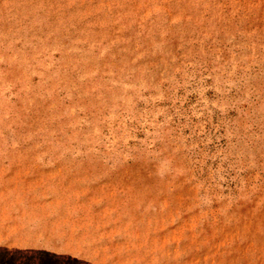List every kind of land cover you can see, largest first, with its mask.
<instances>
[{"label":"rangeland","instance_id":"1","mask_svg":"<svg viewBox=\"0 0 264 264\" xmlns=\"http://www.w3.org/2000/svg\"><path fill=\"white\" fill-rule=\"evenodd\" d=\"M0 264H264V0H0Z\"/></svg>","mask_w":264,"mask_h":264}]
</instances>
